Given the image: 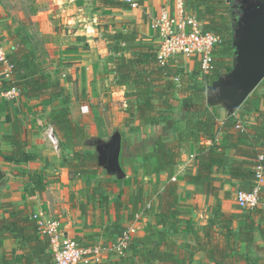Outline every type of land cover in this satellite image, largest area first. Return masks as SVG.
Listing matches in <instances>:
<instances>
[{
	"label": "crops",
	"instance_id": "crops-1",
	"mask_svg": "<svg viewBox=\"0 0 264 264\" xmlns=\"http://www.w3.org/2000/svg\"><path fill=\"white\" fill-rule=\"evenodd\" d=\"M122 1L127 3L126 0ZM131 2L136 7L127 3L126 9L109 10L102 8L99 0H0V44L6 53L14 49L16 42H21L16 33L27 29L29 21H26V17H32L34 22H42L48 35H45V51L39 56L38 62L63 86L70 119L82 127L88 137L107 139L115 129L121 133L120 162L126 175L124 180L109 177L103 171L71 179L63 162L67 151L60 149L54 152L44 137L43 127L50 124L55 104H48L47 97L24 98L19 93L11 99L4 98L2 94L5 90L0 85V170L6 174L0 182V205L10 202L24 208L31 219L33 215H39L44 219L56 220L63 236L74 239L82 246L110 245L115 235L131 221L139 187L142 202L140 211L145 204L149 203L152 207L138 223L139 231L135 237H143L147 224L153 223L157 211L156 193L168 181L165 172L144 176L141 165L144 156L152 151L154 140L159 137L173 139V129L148 126L144 130L131 131V128L139 126V121L134 115L125 113L127 100L124 95L128 89L114 83L109 68L120 54L130 58V53L118 51L117 41L111 35L134 30L135 40L121 44L122 47L153 48L155 52L159 40L157 33L150 27L151 22L159 17L162 10L170 17L175 16V1ZM184 5L186 13L200 19L203 13L201 7L194 8L190 0H185ZM174 61L181 62L185 73H190L196 63L193 58H175ZM9 78L5 69H0V82L8 81ZM257 111L264 112V81L234 116L244 124L255 125ZM224 117V111L220 110L219 124ZM13 124L18 127L24 151L30 155L27 162H9L4 159V154L11 148L2 141V136L11 134ZM230 152L227 153L228 159L232 158ZM192 155L193 151L182 154L171 177V181L174 178L173 182H177L179 202L190 209L188 229L172 236L177 245H195L202 229L210 225L217 210L233 215L247 212L234 199L241 184L230 180L224 167L218 168L212 177L219 187L216 205L211 196L196 194L192 184L182 181L183 176L196 172L197 162ZM26 174L42 175L44 190L27 194L32 186L26 184ZM96 186L98 191L93 193ZM115 201L122 203L119 211L116 210L118 206L114 205ZM256 208L264 216V180ZM255 220L257 225L252 233L254 246L248 250L246 245L241 244L240 252L249 251L251 257L258 259L256 264H263L264 221L257 216ZM237 231L238 220H235L232 236L235 235L236 239ZM215 235L216 240L223 241L221 236ZM0 253L14 258L22 254L18 241L12 238L1 241ZM204 257L203 251L196 252L190 264H213L212 260ZM111 260L113 257L107 255L103 262L107 264Z\"/></svg>",
	"mask_w": 264,
	"mask_h": 264
},
{
	"label": "trees",
	"instance_id": "trees-1",
	"mask_svg": "<svg viewBox=\"0 0 264 264\" xmlns=\"http://www.w3.org/2000/svg\"><path fill=\"white\" fill-rule=\"evenodd\" d=\"M99 2L102 8L109 10L128 7L122 0ZM190 2L194 8H202V30L220 38L212 53L213 70L208 75L200 74L198 64H194L190 73H185L181 62H172L173 59L164 67H158L153 48H123L121 44L135 40L134 30L131 33L111 35L117 41L119 52L130 53V58L123 54L116 56L109 68L114 83L128 89L124 95L127 100L125 113L134 115L139 121V126L130 130L164 126L173 129L175 137L155 139L152 151L144 156L141 165L144 176L162 172L168 174V181L156 193L158 206L153 223L147 224L143 237L132 239L125 255L113 258L107 264H190L193 255L199 251H203L204 258L212 260L213 264H256L258 261L249 255V251L240 252L241 244L246 245L248 250L254 246L252 233L257 225L256 216L264 221L262 212L257 208L238 215L217 210L210 225L202 229L195 245H177L172 239L173 235L187 230L190 223L189 206L179 202L177 182L171 181L183 153L193 151L197 169L194 174L183 176L182 181L192 184L196 194L211 196L215 205L219 201V187L212 177L218 168L224 167L228 178L241 184L240 190L252 189L258 167L264 178V112L257 111L255 125L244 124L234 115L225 116L219 124L221 109L210 107L206 102L207 86L231 69L232 61L224 64L222 57H232L231 25L236 16L232 0ZM19 33H16L17 37ZM20 43L16 42L14 49L6 55L11 73L8 81L0 82L1 87L5 91L15 89L24 98L47 97L48 104H55L50 124L58 136L60 149L67 151L68 155L63 158V162L71 179L102 172L93 150L79 148L88 140L83 128L70 119L63 86L35 61L33 49L27 52ZM220 47V60L216 62ZM175 78L178 83L174 82ZM249 97L242 106L248 102ZM2 141L11 148L4 154L5 160L27 162L30 159V155L24 151L15 124L12 125L11 134L2 136ZM228 151L232 154L230 159L227 158ZM25 176L26 184L32 186L27 194L44 190L42 175ZM97 191L96 186L93 193ZM140 196L139 187L131 218L142 209ZM114 205L118 206V211L122 208L121 202L115 201ZM0 211V244L2 240L12 238L18 241L22 252L19 258L0 253V264H53L49 239L40 234L27 211L10 202L2 203ZM235 220H238L237 239L235 235L232 236ZM215 233L222 237V242L215 239Z\"/></svg>",
	"mask_w": 264,
	"mask_h": 264
},
{
	"label": "built area",
	"instance_id": "built-area-1",
	"mask_svg": "<svg viewBox=\"0 0 264 264\" xmlns=\"http://www.w3.org/2000/svg\"><path fill=\"white\" fill-rule=\"evenodd\" d=\"M176 15L170 17L162 10L159 17L151 22V29L157 33L159 46L155 51V63L158 67H164L172 59L194 58L198 64L201 75H208L213 70V51L220 41L218 36L202 30V22L193 14L186 13L184 1L174 0ZM132 7H136L131 0H126ZM6 50L0 44V67L5 69L7 75L11 73V66L6 59ZM178 82V79H174ZM18 91L11 89L5 91L2 97L11 99ZM46 139L54 151H59V141L52 126L46 125ZM192 158V157H191ZM252 189L238 190L235 193V203L242 210H251L258 206L260 201L261 185L264 180L261 168L258 167ZM175 179L172 178V181ZM151 204H146L142 211L136 213L131 221L126 224L114 237L110 245L82 246L74 239L64 237L60 231V225L56 220L44 219L42 216L33 215L41 235L47 237L50 242L53 264H105L103 259L110 255L119 258L126 254L132 239L136 236L137 227L145 212L151 210Z\"/></svg>",
	"mask_w": 264,
	"mask_h": 264
},
{
	"label": "water",
	"instance_id": "water-1",
	"mask_svg": "<svg viewBox=\"0 0 264 264\" xmlns=\"http://www.w3.org/2000/svg\"><path fill=\"white\" fill-rule=\"evenodd\" d=\"M236 7L231 25V69L206 88L207 104L223 110L225 116L234 115L264 79V0H242ZM121 140L115 129L107 139L90 137L87 141L98 167L117 180L126 178L120 162ZM5 176L0 170V182Z\"/></svg>",
	"mask_w": 264,
	"mask_h": 264
},
{
	"label": "rangeland",
	"instance_id": "rangeland-1",
	"mask_svg": "<svg viewBox=\"0 0 264 264\" xmlns=\"http://www.w3.org/2000/svg\"><path fill=\"white\" fill-rule=\"evenodd\" d=\"M203 12V11H202ZM201 15H202V17H201ZM201 15L199 16L200 17V19L201 20H203L204 19V14L203 13H201ZM32 17H26L25 19H26V21H29V25L26 27L27 29L25 30V31H23V32H20L19 34H18V40H20L21 39V45L23 46V49L25 50V51H29L30 49H33V53H34V55H35V61L36 62H38V58H39V56H41L44 52L43 51H45L44 50V46H45V43H46V41H47V37L45 36V35H48V31H46V30H44V25H43V23L41 22V23H38V22H34V21H32V19H31ZM24 19V20H25ZM199 19V20H200ZM46 28V27H45ZM47 28H48V26H47ZM39 29H42V31L41 30H39ZM48 49V48H47ZM50 49V48H49ZM222 50V47H220L218 50H217V55H216V58H215V61L217 62V61H219L220 60V51ZM41 53V54H40ZM40 59V58H39ZM194 59V58H193ZM222 59H223V63L224 64H229V63H231V61H232V57L230 56V55H224L223 57H222ZM194 62H195V60H194ZM39 63V62H38ZM194 64H196V63H194ZM194 64H193V67H194ZM39 65L42 67V65L39 63ZM202 79V76H200L199 77V80H201ZM174 80V79H173ZM175 82V81H174ZM175 83H178V82H175ZM205 86V85H204ZM48 125H50V126H52L51 124H49L48 123ZM44 128V137L46 138V135H45V126L43 127ZM53 128V127H52ZM54 130V129H53ZM54 133L56 134V132H55V130H54ZM61 136V135H60ZM58 137V136H57ZM90 139V137H88L87 135H86V140H89ZM47 140V139H46ZM48 142V141H47ZM48 144H49V142H48ZM50 145V144H49ZM87 145V142H86V144L85 145H81V146H79V148L80 149H82V150H93V148H91V147H89L88 145ZM51 147V146H50ZM52 148V147H51ZM60 148V147H59ZM87 148V149H86ZM52 150H53V148H52ZM60 150V149H59ZM54 151V150H53ZM55 152V151H54ZM136 227H137V231H136V234L138 233V231H139V226H138V223L136 224Z\"/></svg>",
	"mask_w": 264,
	"mask_h": 264
},
{
	"label": "flooded vegetation",
	"instance_id": "flooded-vegetation-1",
	"mask_svg": "<svg viewBox=\"0 0 264 264\" xmlns=\"http://www.w3.org/2000/svg\"><path fill=\"white\" fill-rule=\"evenodd\" d=\"M241 2L242 0H232V8L235 10L233 13L237 14L238 8L236 6H239Z\"/></svg>",
	"mask_w": 264,
	"mask_h": 264
}]
</instances>
